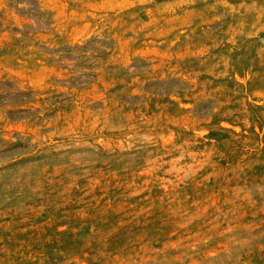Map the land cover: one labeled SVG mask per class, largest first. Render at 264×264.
<instances>
[{"label":"rangeland","instance_id":"rangeland-1","mask_svg":"<svg viewBox=\"0 0 264 264\" xmlns=\"http://www.w3.org/2000/svg\"><path fill=\"white\" fill-rule=\"evenodd\" d=\"M0 264H264V0H0Z\"/></svg>","mask_w":264,"mask_h":264}]
</instances>
